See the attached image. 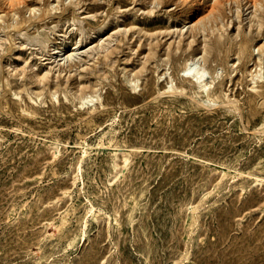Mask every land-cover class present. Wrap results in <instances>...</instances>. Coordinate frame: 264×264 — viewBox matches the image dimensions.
I'll use <instances>...</instances> for the list:
<instances>
[{"label": "rangeland", "instance_id": "obj_1", "mask_svg": "<svg viewBox=\"0 0 264 264\" xmlns=\"http://www.w3.org/2000/svg\"><path fill=\"white\" fill-rule=\"evenodd\" d=\"M176 1L0 0V264H264V0Z\"/></svg>", "mask_w": 264, "mask_h": 264}, {"label": "bare ground", "instance_id": "obj_2", "mask_svg": "<svg viewBox=\"0 0 264 264\" xmlns=\"http://www.w3.org/2000/svg\"><path fill=\"white\" fill-rule=\"evenodd\" d=\"M32 0H15V3H14V0H13V2L10 4L11 6H14V5H16V4H19V5H22V6H24V7H28L29 8V5H30V2H31ZM154 1V0H153ZM176 1V0H175ZM183 1V0H182ZM186 1V0H185ZM184 1V2H185ZM177 2V1H176ZM14 3V4H13ZM151 3H154V2H152L151 1ZM159 4V3H158ZM154 5V4H153ZM155 5H157L156 3H155ZM168 7V6H167ZM31 9V8H30ZM29 9V10H30ZM33 9V8H32ZM253 14V13H252ZM190 16H191V14H190ZM193 17H195V15H193ZM192 20V19H191ZM201 18H199V17H195V18H193V20L192 21H190L189 23H191L190 24V27H193L196 31H199V27H200V22H201ZM203 24V22L201 23V25ZM184 26V25H183ZM171 27V26H170ZM185 27V26H184ZM183 27V28H184ZM126 28V27H125ZM124 28V30H126ZM169 28V27H168ZM192 28V29H193ZM167 29V28H166ZM175 29H177V28H175ZM201 29H202V26H201ZM200 29V30H201ZM203 29H204V26H203ZM211 29V28H210ZM209 29V30H210ZM173 30V29H172ZM187 30V29H186ZM189 31H191V29L189 30ZM178 32H179V30H178ZM182 33H183V31H181ZM188 32V31H187ZM201 32V31H200ZM203 32H204V30H203ZM211 32H212V30H211ZM217 32V31H216ZM171 33H174V32H171ZM194 33V32H193ZM198 33V32H197ZM160 34V33H159ZM175 34H176V32H175ZM195 34V33H194ZM200 34V33H199ZM209 34V33H208ZM213 34V33H212ZM111 35V34H110ZM114 35H116V34H114ZM113 35V36H114ZM173 35V34H172ZM207 35V34H206ZM122 36V35H121ZM166 36V35H165ZM193 36V35H192ZM195 36V35H194ZM111 37H112V35H111ZM176 37H177V35H176ZM182 37V36H181ZM183 37H185V35L183 34ZM188 37V36H187ZM203 37H207V36H202V39H203ZM179 38V37H178ZM177 38V39H178ZM197 38V37H196ZM211 38H213V37H211ZM224 38V37H223ZM101 39H103V38H101ZM177 39H175V41L177 40ZM187 39H189V38H187ZM187 39H186V42H187ZM192 39V38H191ZM200 39H201V36H200ZM100 40V39H99ZM168 40V39H167ZM172 40V39H171ZM181 41H182V39H180ZM166 41V40H165ZM178 41H179V39H178ZM180 41V42H181ZM190 41V40H189ZM204 41H206V40H204ZM203 40H202V42H204ZM213 41V40H212ZM104 42H106V39L104 40ZM110 42V41H109ZM183 42V41H182ZM185 42V44H187ZM190 42H192V41H190ZM189 42V43H190ZM201 42V45H203V43ZM211 42V41H210ZM214 42H217V41H214ZM228 42V41H227ZM46 43V42H45ZM101 42L99 41V44H100ZM166 43H169V42H167L166 41ZM200 43V42H199ZM107 44H108V39H107ZM215 44V43H214ZM104 45V44H103ZM173 45H175V43L173 42ZM196 45V44H195ZM198 45V44H197ZM201 45H199V46H201ZM101 47H102V45H100ZM99 46V47H100ZM204 46V45H203ZM211 46H212V44H211ZM214 46V45H213ZM96 47H98V44H97V46ZM104 47H106V46H104ZM167 46H166V44H165V48H166ZM172 47V46H171ZM193 47V46H192ZM57 48V46L54 48V50ZM94 47H92V49H93ZM201 48V47H200ZM211 48V47H210ZM218 48V47H217ZM239 48V47H238ZM242 48V47H241ZM96 49H98V48H96ZM173 49V48H172ZM175 49H177V48H175ZM182 49V48H181ZM204 49V48H203ZM203 49H202V51H203ZM54 50H53V52H54ZM58 50V49H57ZM57 50L54 52V57H56L57 56ZM239 50V49H238ZM193 51V50H192ZM210 51V50H209ZM216 51V50H215ZM241 51V50H240ZM201 52V51H200ZM204 52V51H203ZM218 52H219V50H218ZM221 52V51H220ZM164 53V52H163ZM169 53V52H168ZM171 53H173L172 52V50H171ZM195 53V52H194ZM204 53H206V52H204ZM240 53V52H239ZM199 54V53H198ZM59 55H61V53L59 54ZM68 56H72V53H69V54H67ZM174 54H172V56H173ZM195 55V54H194ZM228 55V54H227ZM226 55V56H227ZM154 56V55H153ZM192 57H193V54H192ZM200 57V56H199ZM199 57L197 58V59H199ZM196 58V57H195ZM189 59V58H188ZM194 59V58H193ZM192 59V60H193ZM53 61V60H52ZM51 61V62H52ZM190 60H187L186 62H185V64L182 66V67H180V69H179V72H178V74L181 76V81H183V88L185 89V88H187V89H192V88H195V90H196V92L197 93H199V92H202V93H204V92H207V94H208V90H209V82H207V81H204V73H205V71L204 72H202V70L201 71H197V70H195V71H193L192 70V68L194 69V68H196L195 67V65H193V62H192V64H191V62H189ZM211 61H213V60H211ZM214 61H215V59H214ZM217 61V60H216ZM50 62V61H49ZM202 69V68H201ZM142 71V70H141ZM258 76H259V74H258ZM125 79V78H124ZM129 79V82L128 83H130V80H131V78H128ZM53 82H54V79H53ZM57 82V81H56ZM132 82V81H131ZM134 83H135V81H134ZM218 83V82H217ZM130 84H132V83H130ZM170 84V83H169ZM221 84H222V82L219 84V91H222L221 90ZM170 86H171V84H170ZM182 87V86H181ZM165 91H167V90H165ZM169 91V90H168ZM172 91V90H171ZM212 91V90H211ZM159 92H160V90H158L157 91V93L159 94ZM170 92V91H169ZM224 92V91H223ZM216 94V93H215ZM225 95V94H224ZM190 96L193 98L194 97V95L192 94V93H190ZM221 96H222V94H221ZM214 97V96H213ZM194 99V98H193ZM225 99H227L226 97H225ZM235 99V98H234ZM88 100V99H87ZM236 100V99H235ZM90 101V100H89ZM227 101H229V99L227 100ZM87 102V101H86ZM199 102H200V104H203V105H205V103H204V101H200L199 100ZM83 103V102H82ZM223 103V102H222ZM84 104V103H83Z\"/></svg>", "mask_w": 264, "mask_h": 264}]
</instances>
